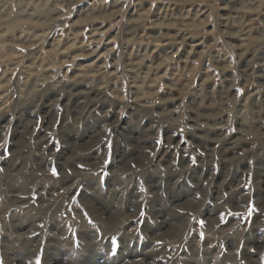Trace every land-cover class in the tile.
Returning a JSON list of instances; mask_svg holds the SVG:
<instances>
[{
    "label": "rangeland",
    "instance_id": "obj_1",
    "mask_svg": "<svg viewBox=\"0 0 264 264\" xmlns=\"http://www.w3.org/2000/svg\"><path fill=\"white\" fill-rule=\"evenodd\" d=\"M0 170V264H264V0H0Z\"/></svg>",
    "mask_w": 264,
    "mask_h": 264
},
{
    "label": "bare ground",
    "instance_id": "obj_2",
    "mask_svg": "<svg viewBox=\"0 0 264 264\" xmlns=\"http://www.w3.org/2000/svg\"><path fill=\"white\" fill-rule=\"evenodd\" d=\"M201 22V21H200ZM196 24V21L195 20H192V22L190 23V25L191 26H194ZM74 84V86H73V88H77L76 87V85H78V84H76L75 85V82H73ZM82 84H84V83H82ZM86 85V84H85ZM63 86V85H62ZM87 87H88V85H87ZM90 88V87H89ZM64 89V88H63ZM68 89V88H67ZM91 91V90H90ZM95 91H97V93H101L102 91L101 90H99V89H97V90H95ZM78 92V91H77ZM96 93V92H95ZM213 130H215L214 128H213ZM205 137V136H204ZM125 220H128V217L127 218H124Z\"/></svg>",
    "mask_w": 264,
    "mask_h": 264
},
{
    "label": "snow or ice",
    "instance_id": "obj_3",
    "mask_svg": "<svg viewBox=\"0 0 264 264\" xmlns=\"http://www.w3.org/2000/svg\"><path fill=\"white\" fill-rule=\"evenodd\" d=\"M105 163H107V161H105ZM0 171H2V170H0ZM50 171H51L52 175H54V176L58 175L57 169L55 167L51 168ZM251 211H253V209L250 208L249 213H251ZM229 214L232 215V213H229ZM221 220H223V216H221ZM37 264H39V262H37Z\"/></svg>",
    "mask_w": 264,
    "mask_h": 264
}]
</instances>
